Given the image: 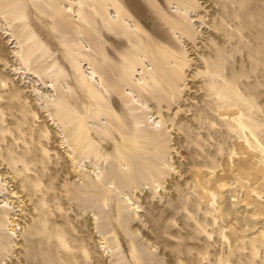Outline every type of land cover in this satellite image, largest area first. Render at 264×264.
I'll list each match as a JSON object with an SVG mask.
<instances>
[{"label":"rangeland","instance_id":"1","mask_svg":"<svg viewBox=\"0 0 264 264\" xmlns=\"http://www.w3.org/2000/svg\"><path fill=\"white\" fill-rule=\"evenodd\" d=\"M66 2L0 0V264H264V0H139L127 37Z\"/></svg>","mask_w":264,"mask_h":264},{"label":"bare ground","instance_id":"2","mask_svg":"<svg viewBox=\"0 0 264 264\" xmlns=\"http://www.w3.org/2000/svg\"><path fill=\"white\" fill-rule=\"evenodd\" d=\"M67 1L64 5H63V9L62 10H58V16L59 17H67V18H70L71 22H73L74 24V21L78 22L75 23L80 30L82 28V25L83 24H91V22L89 21V19H87V11L91 12L92 15H93V20H92V23H98L100 26L99 27H103L104 25H106L107 23V27L110 28L111 31H115L116 29H119L123 32V34L127 37L129 33H132L133 35H137L139 34L138 32L141 31L142 32V27L140 25V23L137 22V20L135 19L136 16L137 17H141L142 14H143V5L139 2V0H127V4H128V7L125 6L120 0H65ZM183 3H190V4H193L192 2H190L191 0H179ZM207 2V1H206ZM3 5L5 8H10L11 9V14L14 15L12 13V11H16V7L14 5H11V6H6V2L3 1ZM59 5V3H58ZM195 5V4H194ZM198 6V5H197ZM196 7V6H195ZM209 7V6H208ZM62 8V7H61ZM159 8V6H158ZM188 8V7H187ZM210 8V7H209ZM208 8V9H209ZM28 9V8H27ZM27 9L25 8V10L27 11ZM189 9V8H188ZM190 11V10H189ZM192 11V10H191ZM28 14V13H27ZM215 14V13H214ZM220 13H218L219 15ZM209 15V14H208ZM211 15V14H210ZM216 15V14H215ZM16 16V15H15ZM56 16V15H55ZM212 16V15H211ZM25 15H23L22 18H24ZM59 17L57 18L59 20ZM135 17V18H134ZM219 17V16H218ZM73 18L74 20L72 21ZM131 18H134L135 20H132ZM165 18H169L170 20V25H174L173 27H176L177 29H179L182 34H181V37L182 39H186V40H183L184 42L187 41V39H190V26L188 25L190 22H192V19H191V14L189 15V12L187 11V9H181L180 10V15L179 17H174L172 15H167L165 14ZM209 19V18H208ZM7 20V19H6ZM68 20V19H66ZM100 20V21H98ZM168 20V21H169ZM3 21V19H2ZM156 21V20H154ZM214 21V20H213ZM25 22V21H24ZM210 22V21H209ZM59 23V22H58ZM62 23V22H61ZM159 23V22H158ZM165 23V22H163ZM161 23V24H163ZM211 23V22H210ZM8 24V23H7ZM156 24V23H155ZM169 24V23H168ZM192 24V23H191ZM0 25H5L6 24L4 22H1L0 21ZM67 25V24H65ZM158 25V24H157ZM213 25V24H212ZM84 26V25H83ZM159 26V25H158ZM165 26V25H164ZM167 26V25H166ZM207 26H208V23H207ZM85 27V26H84ZM173 27L171 26V29H173ZM144 28V27H143ZM161 28V27H160ZM170 28V26H169ZM174 28V29H176ZM210 28V26H209ZM216 28V27H215ZM214 28V29H215ZM89 29V28H88ZM170 29V30H171ZM218 29V28H217ZM159 30V29H158ZM216 30V29H215ZM220 30V29H219ZM193 31V30H191ZM217 31V30H216ZM222 32V30H221ZM148 33V32H147ZM146 33V34H147ZM215 33V32H214ZM11 34H12V31H11ZM79 35H81V33L79 32L78 33ZM84 34V33H83ZM141 34V33H140ZM163 34V32H162ZM166 34V33H165ZM169 34V32H168ZM217 34V33H216ZM220 34V32H219ZM218 34V35H219ZM164 35V34H163ZM213 35V34H212ZM12 36V35H11ZM82 36V35H81ZM138 36V35H137ZM141 36V35H139ZM165 36V35H164ZM215 36V35H214ZM217 36V35H216ZM13 37V36H12ZM80 37V36H79ZM162 37V36H161ZM193 37V36H192ZM191 37V38H192ZM142 38V37H141ZM165 38V37H164ZM167 38L169 39V37L167 36ZM220 38V37H219ZM14 39V38H12ZM143 39V38H142ZM164 40V44H165V48L168 50V52L170 53L171 56H173L172 58H179L180 57V54L183 55V51L181 50L183 47H185L184 45H182L183 47H179L178 45H176L173 41L172 38H170L169 40ZM194 39V38H193ZM192 39V40H193ZM178 40V39H177ZM2 42V41H0ZM180 42V41H179ZM189 43V42H187ZM14 46L11 48L12 50V54L13 56H11L12 58H15L14 60L16 62H19L20 65H22L23 67L25 66V63H24V58H26L27 60H30L31 59V54L30 53L28 55V57H26V54L25 52L23 51V49L20 47L18 41H14L12 40V43ZM180 44V43H179ZM181 45V44H180ZM210 45V44H209ZM3 46V44H2ZM162 46V45H161ZM4 47V46H3ZM86 47H89V46H86ZM5 48V47H4ZM185 49V48H184ZM25 50V48H24ZM27 50V48H26ZM155 50V48H154ZM158 50V49H157ZM157 50H156V53H157ZM163 50H165L163 48ZM161 51V50H160ZM7 53V50L5 51ZM208 52V51H207ZM27 53V52H26ZM186 52H184L185 54ZM159 54V52H158ZM165 54V53H164ZM168 54V53H167ZM155 55V54H154ZM160 55H162V53L160 52ZM170 56V57H171ZM9 57V58H11ZM161 58H163V56H160ZM167 57V56H166ZM169 57V56H168ZM197 57V56H196ZM155 58V57H154ZM157 58V57H156ZM160 58V59H161ZM186 58V56H185ZM167 59V58H166ZM197 59V58H196ZM199 59V58H198ZM159 60V59H158ZM164 60L165 62V58L162 59ZM171 59H169L170 61ZM173 60V59H172ZM180 60V59H178ZM183 60V59H182ZM160 61V60H159ZM169 61H168V64H169ZM185 61H188L185 60ZM205 61V60H204ZM81 62V61H80ZM162 61H160L161 63ZM163 64L165 65L166 63ZM167 62V61H166ZM175 62V61H174ZM180 62V61H179ZM178 64L180 65L181 62ZM10 64H12L11 62H9ZM8 63V64H9ZM183 65H184V62H182ZM203 63V62H202ZM204 64V63H203ZM13 65V64H12ZM171 65V64H169ZM82 66V65H80ZM162 66V64L160 65V67ZM178 66V65H177ZM205 66V65H204ZM11 67V66H10ZM25 68V67H24ZM205 68V67H204ZM22 69V68H13L12 71L15 72V75L18 74L17 72H19V70ZM159 69V68H157ZM179 69V68H177ZM182 69V68H181ZM179 69V71L181 70ZM184 69V68H183ZM27 70V69H25ZM162 70V68H161ZM167 71V69H165ZM81 71H82V74L84 76V81H83V85L88 89V91H90V93L93 95V97H95L94 95L97 94L98 91H96V89H94V83L97 84V86H100L101 85V77L99 75H97V72L91 67V66H88L86 67L85 65L83 67H81ZM154 71V70H153ZM25 72V71H24ZM163 72V70H162ZM170 72V71H169ZM158 73V72H157ZM165 73V72H164ZM163 73V74H164ZM208 73V72H207ZM160 74V73H159ZM211 74V73H209ZM165 78H170V76L167 77V74H164L163 76H165ZM169 75V74H168ZM162 76V75H161ZM155 77V76H154ZM153 77V78H154ZM151 78V77H150ZM161 78V77H160ZM143 80V78H138L137 81L138 83H140L141 81ZM157 80V79H156ZM37 82V81H36ZM143 82V81H142ZM159 82V81H158ZM93 84V85H92ZM144 84V83H143ZM51 87L54 88L53 85H51ZM37 90V89H36ZM54 91L56 92V89L54 88ZM220 93V92H219ZM43 95V93H41ZM98 95V94H97ZM43 97L46 99V103L51 102L52 104H54L55 106L59 107L61 106V101L60 100H57L55 98V95L53 96L52 94L51 95H46L44 94ZM100 98V97H99ZM48 99V100H47ZM92 100V99H91ZM46 107L43 106V110L45 109ZM48 111V110H47ZM84 125V124H83ZM96 125V124H95ZM98 128V127H97ZM89 130V129H88ZM87 130V131H88ZM90 133V132H89ZM86 142V141H85ZM80 144V143H79ZM159 144V143H158ZM84 147V145H83ZM82 148V147H81ZM89 148V146H88ZM72 154H75L74 152ZM77 158V157H76ZM76 158L73 156L71 157V160L77 165V160ZM96 172V171H95ZM95 177H100V174L99 172L95 173ZM4 206L3 207H0V208H3L5 210V208H7L8 205V202H7V199L6 200H3L1 202ZM6 211V210H5Z\"/></svg>","mask_w":264,"mask_h":264}]
</instances>
